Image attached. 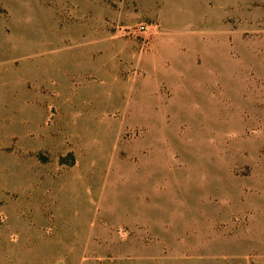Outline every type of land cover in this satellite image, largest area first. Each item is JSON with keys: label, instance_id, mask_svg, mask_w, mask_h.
<instances>
[{"label": "rangeland", "instance_id": "obj_1", "mask_svg": "<svg viewBox=\"0 0 264 264\" xmlns=\"http://www.w3.org/2000/svg\"><path fill=\"white\" fill-rule=\"evenodd\" d=\"M0 264H264V0H0Z\"/></svg>", "mask_w": 264, "mask_h": 264}]
</instances>
